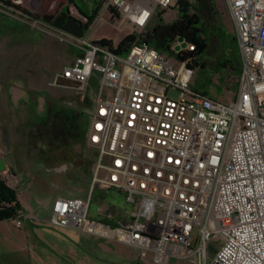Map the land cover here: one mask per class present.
Returning a JSON list of instances; mask_svg holds the SVG:
<instances>
[{
	"label": "built area",
	"instance_id": "obj_1",
	"mask_svg": "<svg viewBox=\"0 0 264 264\" xmlns=\"http://www.w3.org/2000/svg\"><path fill=\"white\" fill-rule=\"evenodd\" d=\"M224 1L241 67L237 96L228 103L193 91L195 72L146 44L121 54L64 34L35 18L34 7L29 16L14 14L77 49L52 87L86 95L94 73L100 75L86 134V146L97 152L90 197L57 198L52 226L116 241L154 264L195 263L216 245L210 264H264V0ZM171 3L104 0L100 10L119 12L141 33ZM106 88L114 92L104 96ZM97 190L123 194L125 215L99 207L92 218Z\"/></svg>",
	"mask_w": 264,
	"mask_h": 264
},
{
	"label": "rangeland",
	"instance_id": "obj_2",
	"mask_svg": "<svg viewBox=\"0 0 264 264\" xmlns=\"http://www.w3.org/2000/svg\"><path fill=\"white\" fill-rule=\"evenodd\" d=\"M103 1L76 0L75 4H70L71 13L76 19L89 22L93 11L101 14ZM189 1L200 8L195 0ZM61 3L62 0H0V153L4 150L15 154L16 166L21 165L19 161L31 157V169L24 168V165L20 169H26L25 184L27 176L34 178V187H49L42 182H49L54 177L53 172H47V166L65 170L71 167L66 174L71 182L65 183L62 190L53 187V191L60 197H71L77 189L87 188L82 199L88 200L97 152L86 146V137L82 140L78 111L91 115L97 93L90 89L85 95L63 87H52L50 84L56 75L72 63L77 49L61 42L55 37V31L52 35L32 29L14 16H29L34 7V17L44 20L48 14L56 12ZM209 8L210 13H202L211 41L209 51L203 56L208 67L199 70L197 85L194 84V74L192 89L200 94L206 93L215 101L228 103L237 96L233 90L238 81L237 73L222 79L215 76L214 67L223 58L239 69L240 52L233 40L236 38L235 27L225 1L210 0ZM160 13L161 10L157 9L147 30H152L160 20L173 23L179 16L178 0H172L170 7L161 16ZM97 19L92 24L93 30L85 31V36L93 42L107 39L117 47L127 35L140 34L129 22L114 19L107 12ZM168 57L176 60L175 56ZM109 92L114 91L104 89V96ZM173 97L177 95L173 94ZM71 110L76 112L70 115ZM77 178L81 181L77 182ZM24 183L16 190L17 197L22 192L27 193L29 187ZM33 207L39 209L35 202ZM99 207L110 209L117 215H125L129 209L124 195L113 190L95 192L90 206L92 218L97 217ZM217 248L218 245L214 246L204 260L195 258L192 263L191 260L172 259L169 264H210ZM146 259L152 263L150 256ZM124 262L119 260L118 264H126Z\"/></svg>",
	"mask_w": 264,
	"mask_h": 264
},
{
	"label": "crops",
	"instance_id": "obj_3",
	"mask_svg": "<svg viewBox=\"0 0 264 264\" xmlns=\"http://www.w3.org/2000/svg\"><path fill=\"white\" fill-rule=\"evenodd\" d=\"M12 157L11 151L2 150L0 153L3 166L0 179L17 190L25 181L26 169H20L21 165L16 166ZM27 180V184L24 183L29 187L27 193L18 195L22 208L20 215L16 219L0 220V264H118L119 260L126 264H135L137 261L138 264H150L132 247L52 226L49 221L59 193L50 187H34V178L31 176H27ZM80 181L77 178V182ZM86 192L87 188L77 189L73 196L62 198L82 199ZM34 202L39 209L33 207ZM19 221L20 227L17 225Z\"/></svg>",
	"mask_w": 264,
	"mask_h": 264
},
{
	"label": "trees",
	"instance_id": "obj_4",
	"mask_svg": "<svg viewBox=\"0 0 264 264\" xmlns=\"http://www.w3.org/2000/svg\"><path fill=\"white\" fill-rule=\"evenodd\" d=\"M179 16L173 23H165L162 20L153 27L152 30H145L144 33L127 35L117 46L116 52L126 53L135 45L146 44L155 49L160 54L168 56H175L176 59L187 64L195 74L196 79L194 84L197 85L200 69L208 67L206 60L203 58L204 54L209 51L210 38L207 24L204 21L199 9L189 0H178ZM112 18L119 19L120 14L115 10H111ZM164 13L161 11L159 16ZM99 12L93 11L89 16V22L86 27L92 25L98 18ZM48 18L44 19L46 22ZM179 38H183L188 45L194 47L193 50H186L180 53L175 51L178 45ZM236 41V38L233 39ZM102 45H108L111 48L115 47L112 41L102 39L99 41ZM215 76L229 78L230 75L236 74L237 80L241 73V67L235 68L229 64L226 59L221 61L214 67ZM198 77V78H197ZM233 90L238 92V81ZM207 95L206 93H203ZM76 111H69L73 115ZM79 125L82 127V140L85 139L88 126L89 115L83 111H78ZM22 211L20 202L18 201L16 190L10 188L5 181L0 179V220L16 219Z\"/></svg>",
	"mask_w": 264,
	"mask_h": 264
},
{
	"label": "flooded vegetation",
	"instance_id": "obj_5",
	"mask_svg": "<svg viewBox=\"0 0 264 264\" xmlns=\"http://www.w3.org/2000/svg\"><path fill=\"white\" fill-rule=\"evenodd\" d=\"M63 3L59 6L58 10L56 12H53L51 14H48L46 17L48 20L46 23H48L50 26L54 27V24L58 26H64L66 22L68 21L69 18H74L76 19L70 9V4H75L76 0H73L72 2L68 0H62ZM65 1V2H64ZM197 3L200 5L199 11L202 14L204 11H207L210 13V10L207 8V6L210 4V0H197ZM78 22H80L78 19H76ZM81 23V22H80ZM82 24V23H81ZM84 28H87L85 25L82 24ZM55 28V27H54ZM58 30V29H57ZM60 31V30H59ZM87 31V30H85ZM12 159L14 160V164H18V160L15 158V154H13ZM22 161V160H21ZM19 161L21 165H24V168L26 167L28 170L31 169V157L27 158L24 160V162ZM71 167L67 168L66 170L64 168L62 169H56V168H51L46 167V170L48 173L53 172L54 177L52 176L53 179L49 180H43L42 182L47 184L50 188H58V190H62L63 188L66 187L67 182H71V179L66 178V174L68 173V170ZM65 170V172H63ZM62 173V174H61ZM61 177V179H60ZM41 182V183H42ZM73 182V181H72Z\"/></svg>",
	"mask_w": 264,
	"mask_h": 264
},
{
	"label": "water",
	"instance_id": "obj_6",
	"mask_svg": "<svg viewBox=\"0 0 264 264\" xmlns=\"http://www.w3.org/2000/svg\"><path fill=\"white\" fill-rule=\"evenodd\" d=\"M68 1L72 2L73 0H68ZM195 1H196V4H198L197 0ZM207 8L210 10L209 5L207 6ZM54 27L60 30L61 32H63L64 34L70 35L77 39L83 38L85 36V30H87V28H84L82 24L74 18H69L64 26H58L54 24ZM186 46H187V43L185 42V40L183 38H179L178 45L175 47V51L179 52L180 49L186 48ZM99 78H100L99 73L97 72L94 73V75L92 76L89 82V87L92 90H96L98 83H99ZM60 83L63 84L64 80H61ZM0 169L3 170V166L1 162H0Z\"/></svg>",
	"mask_w": 264,
	"mask_h": 264
},
{
	"label": "bare ground",
	"instance_id": "obj_7",
	"mask_svg": "<svg viewBox=\"0 0 264 264\" xmlns=\"http://www.w3.org/2000/svg\"><path fill=\"white\" fill-rule=\"evenodd\" d=\"M32 1V0H31Z\"/></svg>",
	"mask_w": 264,
	"mask_h": 264
}]
</instances>
